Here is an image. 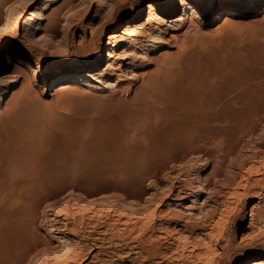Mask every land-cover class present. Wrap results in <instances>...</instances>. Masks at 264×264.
<instances>
[{
    "label": "rangeland",
    "instance_id": "1",
    "mask_svg": "<svg viewBox=\"0 0 264 264\" xmlns=\"http://www.w3.org/2000/svg\"><path fill=\"white\" fill-rule=\"evenodd\" d=\"M232 1L206 0L205 13L154 32L159 21L147 20L149 5H157L158 17L171 9V19L181 18L178 0H0V212L38 231L30 237L50 249L38 264H70L65 246L77 249L71 264L264 261V215L255 223L251 217L253 207L264 211V0L229 7ZM37 6L41 14L24 39L22 21L18 34L2 33L6 20ZM225 8L229 14H218ZM132 22L139 23L126 38L133 46L107 45L109 34ZM108 54L98 83L50 86L61 74L106 67L99 59ZM20 59L43 65L31 87ZM194 89L218 95L232 110H252L241 125L255 124L258 137L245 141L214 181L213 166L223 157L218 139L204 136V143L195 134L190 150L169 152L195 154L169 165L155 184L147 176L161 164L163 141L194 114L177 98ZM205 125L211 126L198 127ZM233 135L226 141L235 142ZM115 190L138 195V215L112 198Z\"/></svg>",
    "mask_w": 264,
    "mask_h": 264
},
{
    "label": "bare ground",
    "instance_id": "2",
    "mask_svg": "<svg viewBox=\"0 0 264 264\" xmlns=\"http://www.w3.org/2000/svg\"><path fill=\"white\" fill-rule=\"evenodd\" d=\"M236 3H237V0H233L228 6L229 7H232V6H235L236 7ZM176 5H178V7H180L179 11L181 13V18H175V19H171L170 16H172V14L174 13L171 9H167L165 11V13L163 14L164 15V18H161V17H158L159 15V11L157 10V5H149L148 7V10H147V20H158V27L156 26L152 31H156V30H159L161 27H168L169 28H172L173 26H175L176 24H179L181 23V21H185L187 20L189 17H197L198 16V13H205L206 12V9H207V6H206V0H178V2L176 3ZM31 7V4L27 5L26 8H29ZM228 9V8H227ZM226 8L222 10V12L218 13V14H226L228 12H226L227 10ZM41 14V7H34V9H24L22 11H20V13L18 15H16L13 20L12 19H9V20H6L5 24L3 25L2 27V33L4 34H18L19 30H20V27H19V21H22V30H24V34L22 35V39H24L27 35H29L31 33V27H32V24H31V21H33L34 17L35 16H39ZM229 14V13H228ZM13 16V15H12ZM13 18V17H11ZM216 19H219V17H216ZM191 20V19H189ZM21 23V22H20ZM187 23V22H186ZM182 24V23H181ZM146 25V24H145ZM180 25V24H179ZM189 25V23H188ZM141 26V25H140ZM183 26V25H182ZM193 26V25H192ZM99 27V26H98ZM179 27V26H177ZM188 27V26H187ZM190 27V25H189ZM139 28V23H135V22H132V23H128L127 25H125L121 32H112L111 34H109L107 36V45L108 46H111L112 49L116 48L117 46L124 44L127 42L126 38L131 36L134 32L136 33L137 29ZM164 28V29H165ZM193 28V27H192ZM173 29V28H172ZM171 29V30H172ZM175 29V28H174ZM188 29V28H187ZM23 32V31H22ZM94 32V31H93ZM92 32V34H94ZM5 39V37H4ZM169 40V39H168ZM132 42V41H131ZM127 44V48L126 50L133 44L132 43H126ZM133 46V45H132ZM116 50V49H115ZM125 50V49H124ZM127 52V51H126ZM126 54V53H125ZM107 59H105L104 57H100L99 59V64H101L102 62L106 63V67L102 68V69H97L95 68L94 69V72L92 71H89L88 69H81V70H74L71 74H61L57 77H54L51 79V83H50V86L51 87H56V86H60V85H63L64 83H66L67 81L69 80H76V81H79V82H82V83H87L88 86H92L91 83H98L99 81V75L101 72L105 71L107 69V66L109 65V60L111 59L110 55L108 54L107 55ZM141 58V57H140ZM19 63L23 66H26L29 68L30 72H31V75L32 77L28 76L27 78V86L31 87L32 86V80L34 79L33 76H37L39 74V72H42L44 69H43V65L42 63H35V65H30L28 62L20 59ZM98 64V65H99ZM109 67V66H108ZM111 67V66H110ZM108 78V77H107ZM35 80V79H34ZM33 80V81H34ZM24 87V86H23ZM183 94V93H182ZM223 99V98H222ZM222 99H219V100H222ZM228 99V98H227ZM218 100V95L215 96L214 94H209V92H203V90H199V89H194V90H190L188 91V93L185 95H181L177 98V105H181L182 107L186 108V109H190L192 113H194L192 115L191 118L187 117L186 119H188V123L186 124L184 122V124L186 125H182V126H176V128H174L172 130V133L169 135V133L167 135H169L168 137L169 138H166L165 141H163L164 145H162L164 147H162V149L164 150H161V152L163 153L161 155V164L160 166L155 170L154 169V172H152V174H150L149 176L147 177H150L151 179L149 180H152L156 183H159L160 182V178L161 176L163 175H167L166 172L168 170V167L169 165L171 164H174L177 160H180L181 162H185L189 157L191 158V156H193L195 153L193 152H188L186 154H179L180 157H176L177 153L180 151H182L183 153L184 152V148L186 147H189L188 145L192 144V146L195 144H193L194 140L192 139V136L195 135V134H199L201 135L202 137L200 138L199 141H201V139H203V137L205 136H215V138L217 137L218 139V144H217V148L219 150V152H223V157L221 159V161H219V163L217 165H214L213 166V171H212V177L214 178L213 180L216 181L218 180L220 177H224L225 176V170H224V167H225V164L226 162H232L234 160H236L237 158L240 157L241 153H242V150L244 148V145L247 141H249L250 143L254 142L253 140L258 137V131L259 130L255 124H249L247 127L248 130H243V125L246 123L244 122L243 125L242 124V121H245L247 120V118L249 116H247L246 113H244L245 111H249L248 109H246L245 105L243 107H245V109L243 108V112H241L242 109L240 106V109L239 108H236L237 110H240V111H235V110H232L230 108L229 105H224V106H221L220 105V101ZM236 100V99H235ZM249 100V99H248ZM224 101V100H223ZM227 101V100H226ZM231 101V103L233 104V99L229 100ZM238 100H236L237 102ZM240 101V100H239ZM222 102V101H221ZM228 102V101H227ZM245 102V101H244ZM173 103V102H172ZM229 103V102H228ZM235 103V102H234ZM174 104V103H173ZM172 104V105H173ZM223 104V103H222ZM239 104V103H238ZM237 104V105H238ZM242 104H243V101H242ZM241 102H240V105L242 106ZM247 104H249L247 102ZM251 104L252 101H251ZM175 105V104H174ZM173 105V106H174ZM176 105V106H177ZM254 105V104H253ZM229 106V107H228ZM252 106V105H251ZM258 106V105H256ZM260 106V105H259ZM180 107V106H179ZM234 107V106H233ZM255 107V106H254ZM256 108V107H255ZM253 109L256 110V109ZM179 109V108H178ZM182 109V108H180ZM234 109V108H233ZM189 110V111H190ZM252 111V110H250ZM260 111V110H259ZM256 111H254V114H255ZM257 112H258V109H257ZM180 113L183 114V112L181 111ZM185 113V112H184ZM249 113V112H248ZM259 113V112H258ZM181 114V115H182ZM249 115V114H248ZM251 115H253V113L251 112ZM180 116V114H179ZM178 116V117H179ZM247 116V118L245 119V117ZM181 117V116H180ZM256 117V116H255ZM259 117V116H257ZM175 118V117H174ZM251 118V117H250ZM253 118V117H252ZM182 119V117H181ZM180 119V120H181ZM183 119H185V115L183 117ZM182 119V120H183ZM256 119V118H255ZM254 119V120H255ZM260 119V118H259ZM259 119H257L258 121H260ZM179 120V121H180ZM249 121V120H248ZM247 121V122H248ZM181 122V121H180ZM253 123V122H252ZM198 124H210L211 126H213L214 128H212L211 126H207L205 125L204 128H201L199 129L198 127ZM247 124V123H246ZM245 124V126H246ZM173 125V124H172ZM167 130V129H166ZM243 130V131H241ZM243 132L240 136H239V132ZM238 133V135L236 134ZM18 134V133H17ZM235 134V135H233ZM163 135V134H162ZM167 135H165V137H167ZM239 136L235 142H230L231 140L228 139V141H226V139L229 137V136ZM232 136V137H233ZM25 137V136H24ZM234 140L236 137H233ZM164 139V138H163ZM205 139V138H204ZM202 140V141H205V140ZM257 139V138H256ZM198 140H195V142ZM226 142H228V145L231 143L230 147H228L227 149L225 148L224 149V146L226 147L227 145L224 144ZM246 141V142H245ZM230 142V143H229ZM162 142L160 141V144ZM202 143V142H201ZM206 143V141L204 142ZM159 144V145H160ZM197 144V143H196ZM200 144V143H199ZM249 144V143H248ZM255 144V143H254ZM202 145V144H201ZM247 145V144H246ZM245 145V147H247ZM250 145V144H249ZM160 147V146H159ZM186 147V148H187ZM197 147V146H196ZM195 149V146L193 147ZM191 147V150L193 149ZM198 148V147H197ZM158 149V148H157ZM199 149V148H198ZM185 150H188V149H185ZM189 150H190V147H189ZM197 150V149H196ZM245 150V149H244ZM243 150V151H244ZM177 152L176 154H169V152ZM160 152V151H159ZM158 152V153H159ZM181 152V153H182ZM199 152V151H198ZM202 153V152H200ZM199 155V153H197ZM210 154V153H209ZM208 153L206 155H209ZM222 154V153H221ZM160 155V154H159ZM176 155V156H174ZM178 155V156H179ZM196 156V155H195ZM200 156V155H199ZM202 156V155H201ZM210 156V155H209ZM208 156V157H209ZM198 157V156H197ZM201 158V157H200ZM207 158V157H206ZM210 158V157H209ZM216 159V158H215ZM214 159V160H215ZM199 160V159H198ZM201 160V159H200ZM205 160V159H203ZM209 160V159H208ZM212 160V161H214ZM20 161V160H19ZM160 161V160H159ZM207 161V159L205 160ZM179 162V161H178ZM209 162V161H208ZM207 162V163H208ZM15 163V162H14ZM186 163V162H185ZM9 164V163H8ZM10 165V164H9ZM19 166V164H18ZM17 167V166H16ZM21 167V166H19ZM131 168V167H130ZM19 170V168H17ZM14 170V169H13ZM8 171V170H7ZM20 171V170H19ZM127 171V170H126ZM2 172H3V169H2ZM6 172V171H5ZM13 172V171H12ZM126 173V172H125ZM124 173V174H125ZM123 174V175H124ZM127 175V174H126ZM133 175V174H132ZM130 176V175H129ZM146 177V178H147ZM145 178V177H144ZM250 179V178H249ZM136 180V179H135ZM146 180V179H145ZM140 185L143 184L144 180H141L140 179ZM212 181V179H211ZM211 181L206 180V185L208 186V188L210 187V183ZM258 181V180H257ZM130 183V182H129ZM5 184V178L4 176L2 175V173H0V190L3 188ZM34 186V185H33ZM137 187V186H136ZM32 189V188H31ZM143 189V188H142ZM16 191V190H15ZM64 191V190H63ZM207 191V190H206ZM262 192V191H261ZM144 194V193H143ZM116 201H121L122 204H124L122 207L125 208V206L127 207V209L129 208L130 210L132 209V213H135V215H138L139 213H136V212H133V208L135 206H139V204H137L138 200L136 199L135 196H138L135 194L134 195H131V194H128V193H124L123 191H117L115 190V193L114 195H112ZM10 198V197H9ZM31 199V198H30ZM137 200V201H135ZM43 201V200H42ZM208 201V200H206ZM120 202V203H121ZM137 202V203H136ZM27 204V203H26ZM35 206V205H34ZM41 206H37V208H34L35 211L38 212V209L40 208ZM4 208V207H3ZM30 208H32V212L31 213H34L35 211H33V207L31 206ZM137 208V207H135ZM123 209V208H122ZM126 209V210H127ZM190 209V208H189ZM26 210V214H27V209ZM136 210V209H135ZM23 212V213H24ZM22 213V214H23ZM21 214V213H20ZM21 214V215H22ZM28 214H30V212L28 211ZM27 214V216H29ZM36 214V213H34ZM8 215V214H7ZM32 214H30L31 216ZM264 215V211L263 210H258L256 208H252V221L255 223L257 222V220L262 217ZM16 216V214H15ZM20 216L19 214L17 215V217ZM23 216V215H22ZM34 216V215H33ZM72 216V215H71ZM10 217V216H9ZM24 217H25V214H24ZM37 217V216H35ZM22 218V217H21ZM33 218L32 220H34V217H31ZM30 217H25L24 220L26 219H31ZM121 219V217H120ZM36 220V219H35ZM53 220V219H52ZM191 220V219H190ZM14 221V223H9L8 222V218L6 215H4L3 213L0 212V229L4 228L5 226L8 227L7 229H5V232L1 231L0 232V260L3 256V254H8L7 255V259L5 260V263L3 261L4 264H31L32 261L36 260L38 257H40L41 255L43 254H46L48 252H50V249L43 245L44 243H40L39 242L37 243L32 237H30V234L32 232H38V231H35L33 229V231L30 233V231H28V228L31 227V226H27V229H26V226H24V228L26 229H22L20 225H17L15 223V221H18V220H12V222ZM122 221V220H121ZM22 222V221H20ZM18 221V223H20ZM29 222V220H28ZM31 222V221H30ZM9 223V224H8ZM35 223V222H34ZM121 223V222H120ZM119 223V224H120ZM54 224V223H53ZM17 225V226H16ZM143 225V224H142ZM125 227V226H124ZM128 227V226H127ZM37 229V228H36ZM59 229V228H58ZM128 229V228H127ZM126 229V230H127ZM155 230V229H154ZM132 231V230H130ZM128 231V232H130ZM29 232V233H28ZM49 232V231H48ZM155 232V231H153ZM3 233V234H1ZM36 234V233H35ZM37 238V237H36ZM158 238V237H157ZM157 244V243H156ZM3 246V247H2ZM53 246V245H52ZM66 249L68 250H65L64 252H62L65 256H67L65 262H70L71 264V261L72 262H75L78 260V253H77V249L74 250V251H71L69 250V246H65ZM7 248V249H5ZM148 249V248H147ZM7 250V251H6ZM71 251V252H70ZM7 252V253H6ZM61 255V257H62ZM4 257V256H3ZM2 262V261H1ZM35 263L34 264H38V262L34 261ZM2 263V264H3ZM166 263V262H165ZM253 264H264V261L263 260H260V261H257V262H254Z\"/></svg>",
    "mask_w": 264,
    "mask_h": 264
}]
</instances>
